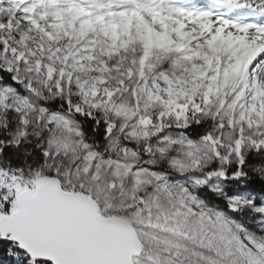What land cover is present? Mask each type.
Returning <instances> with one entry per match:
<instances>
[{
	"label": "snow or ice",
	"instance_id": "snow-or-ice-1",
	"mask_svg": "<svg viewBox=\"0 0 264 264\" xmlns=\"http://www.w3.org/2000/svg\"><path fill=\"white\" fill-rule=\"evenodd\" d=\"M0 264H264V0H0Z\"/></svg>",
	"mask_w": 264,
	"mask_h": 264
}]
</instances>
